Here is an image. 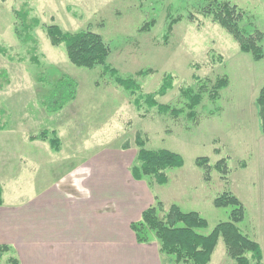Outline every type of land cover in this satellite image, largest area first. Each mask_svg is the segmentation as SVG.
<instances>
[{
	"label": "rangeland",
	"instance_id": "374dc122",
	"mask_svg": "<svg viewBox=\"0 0 264 264\" xmlns=\"http://www.w3.org/2000/svg\"><path fill=\"white\" fill-rule=\"evenodd\" d=\"M227 1L244 9L264 32V0ZM202 2L0 0V46L4 49V54L0 53V184L4 199L0 206V244H9L22 264L26 262L20 246L26 244L29 232L25 215L28 196L68 184L79 162L83 163L81 170L95 161L129 164L131 168L136 164V131L147 137L148 149H167L184 161L181 168L166 171L165 185L144 179L153 198L160 200L165 209L174 203L184 212H197L207 221L208 232L217 223L228 221L231 211L230 207H215L214 197L232 192L245 209V218L238 226L260 245L264 264V196L259 172L264 135L259 130L255 105L264 84V57L254 61L250 54L239 50L230 34L202 16L197 22L183 19L175 24L169 44L162 45L167 7L186 15ZM22 8L29 10V18L39 19L26 42L15 31V27L20 28L17 12ZM151 18L156 21L151 31L138 33L142 23ZM51 24L65 32L90 29L101 34L111 50L107 61L123 76L140 69L154 70L151 75L137 78L143 93L156 90L164 73L172 74V88L157 97L159 103L182 107L180 90L196 87L194 72L211 81L225 75L229 84L220 91L218 100L203 95L195 121L185 113L172 119L154 109L141 118L122 88L107 76L99 78L100 67L74 66L63 46L51 45L45 31V26ZM197 62L200 67L194 70L192 65ZM62 75L77 82L76 97L60 111L49 113L41 103L49 86L39 79L55 83ZM43 129L56 131L60 152L51 150L47 142L30 141V136ZM125 143L129 148H122ZM215 148L220 149L219 154ZM108 153L112 156L105 158ZM203 156L209 158L210 165L220 158L226 160L227 182L214 168L211 179L203 180V171L194 163ZM241 162L246 166L240 167ZM126 184L135 188L130 182ZM7 255L0 264H5ZM28 256L34 258L31 253ZM209 264H233L221 239Z\"/></svg>",
	"mask_w": 264,
	"mask_h": 264
},
{
	"label": "trees",
	"instance_id": "16d2710c",
	"mask_svg": "<svg viewBox=\"0 0 264 264\" xmlns=\"http://www.w3.org/2000/svg\"><path fill=\"white\" fill-rule=\"evenodd\" d=\"M202 5L190 11L186 15L172 12L166 9V24L161 37L162 45L169 44L173 26L183 19L189 22H197V17L202 16L211 22L218 24L236 41L242 53L250 54L254 61H260L264 57V32L257 28L249 14L235 3L227 0H202ZM20 28L15 27L16 35L22 41H27L28 33L39 24L36 17L29 18V10L22 8L17 12ZM155 19H147L137 29L138 33L150 32L155 25ZM45 31L52 46H63L68 61L77 67L95 69L100 67L98 74L100 79L107 76L116 87L122 88L134 109L145 118L151 110L158 114L168 115L172 119L185 113L186 117L195 121L196 108L201 104L203 95L211 101L219 99L220 91L225 89L229 80L227 76L216 77L213 81L201 79L195 72L192 79L196 87H182L180 95L183 99L182 107L163 104L157 101L172 88L174 76L164 73L156 90L151 93H143L138 77H144L154 73L152 69H140L132 75L123 76L113 67L107 58L110 47L102 35L90 29L77 32H65L56 24L45 26ZM0 53L4 49L0 46ZM33 58V56H32ZM221 61V58L218 57ZM36 62V58L34 59ZM198 70L200 64L192 65ZM49 86L47 94L42 98V105L49 113L60 111L66 104L76 97L77 82L66 75H62L55 83L48 82L44 77L39 79ZM259 130L264 135V84L258 90L255 98ZM0 129H2L0 127ZM30 141L47 142L54 152H60L61 142L54 129H43L37 135L30 136ZM127 142V141H126ZM216 142V141H214ZM148 139L142 131H136L134 145L137 148L136 164L131 166L130 174L134 180L149 178L159 185L168 182L166 171L168 169L181 168L184 164L182 157L167 149H148ZM123 149L129 148V144H123ZM216 154L220 153L215 148ZM195 165L203 171V180L211 179V169H216L220 178L227 182L229 169L224 158H220L214 165H210L206 156L197 157ZM240 167L246 163L241 162ZM3 186L0 184V206L3 205ZM153 205L141 212L138 221L130 224L138 243H148L155 239L159 252L172 257L174 264H209L219 239L222 240L225 253L233 264H262V251L260 245L238 226L245 218V209L242 202L230 191H224L213 199V205L217 208L230 207L229 220L217 223L210 231L206 232L207 221L197 212H184L176 204H170L166 209L163 203L155 198ZM162 213V215L160 214ZM5 257V264H21L19 258L14 255L9 244H0V261Z\"/></svg>",
	"mask_w": 264,
	"mask_h": 264
},
{
	"label": "crops",
	"instance_id": "0c3cea01",
	"mask_svg": "<svg viewBox=\"0 0 264 264\" xmlns=\"http://www.w3.org/2000/svg\"><path fill=\"white\" fill-rule=\"evenodd\" d=\"M260 150L264 196V143ZM87 164L81 170L83 163L79 162L73 179L60 189L28 196L29 232L26 244L20 246L26 264H174L159 252L155 239L138 243L130 229L141 212L155 203L145 182H133L129 164ZM127 182L135 188L125 185Z\"/></svg>",
	"mask_w": 264,
	"mask_h": 264
}]
</instances>
